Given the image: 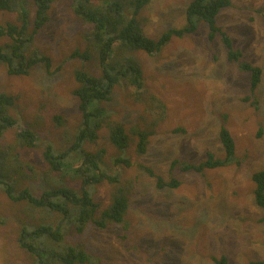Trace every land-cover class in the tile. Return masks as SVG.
Returning a JSON list of instances; mask_svg holds the SVG:
<instances>
[{
    "label": "rangeland",
    "instance_id": "rangeland-1",
    "mask_svg": "<svg viewBox=\"0 0 264 264\" xmlns=\"http://www.w3.org/2000/svg\"><path fill=\"white\" fill-rule=\"evenodd\" d=\"M189 1L150 0L138 15L145 33L157 39L169 28L182 26ZM229 1L218 12L217 25L240 51V60L261 68L258 87L249 92V73L227 59L219 38L207 39L202 22L194 32L172 37L158 51L134 54L147 94L162 101L165 109L163 117L155 120L146 151L138 156L131 144L126 152L133 165L124 174L135 176L136 184L123 224L105 228L89 224L81 233L66 236L83 242L98 264H215L213 258L221 255L227 264L264 260V210L255 202L252 180L254 172L264 171V0ZM49 15L36 44L51 59L50 73L41 65L25 75L8 74L4 65L0 67V91L18 96V111L42 136L37 146L17 149L31 160L36 176L21 172L13 177L19 188L27 186L32 191L51 184L45 178L48 166L43 152L46 144L56 149L67 146L57 117L66 126L78 123L70 91L76 87V69L88 66L81 57L72 56L77 47L85 49L87 27L65 0H54ZM8 21L16 22V13L0 11V24ZM90 70L95 72L97 67L90 66ZM131 91L125 84L116 85L105 106L127 128L147 127L156 112L145 101H137ZM221 126L234 140L232 163L202 172L171 166L173 160L198 163L208 152L223 155ZM106 136L105 130L100 131L99 139L86 148H104L103 160L112 161L117 150ZM11 139L7 132L0 137V146ZM157 175L179 184L159 187ZM107 193L106 184L98 186L94 197L100 207L95 216L109 203ZM53 218L33 211L26 201L10 199L0 189V264H35L34 254L21 245L23 230L33 232Z\"/></svg>",
    "mask_w": 264,
    "mask_h": 264
},
{
    "label": "trees",
    "instance_id": "trees-1",
    "mask_svg": "<svg viewBox=\"0 0 264 264\" xmlns=\"http://www.w3.org/2000/svg\"><path fill=\"white\" fill-rule=\"evenodd\" d=\"M149 1L65 0L72 14L88 29L84 36L85 49L77 47L72 53L73 57L84 59L88 66L76 69V87L70 91V96L76 101L78 123L74 127L66 126L65 120L57 117V125L63 128L59 134H63L61 139L67 146L56 149L52 143L46 144L43 152V161L48 166L45 178L51 182L49 188L32 191L27 186H17L14 175L25 172L36 176L31 160L24 159L17 149L37 146L42 136L35 125L18 111V96L0 91V137L7 132L13 137L8 145L0 146V189L10 199L28 202L33 211L54 217L33 232L23 230L21 245L34 254L35 264H98V259L83 242L77 241V238L69 240L67 234L81 233L89 224L105 228L109 224H123L125 221L129 196L136 184L135 176L124 174V170L133 165L126 152L131 144H134L138 156L146 151L148 138L154 133L155 120L163 117L165 109L162 101L147 94L142 67L139 58L134 55L137 51H158L172 37L192 33L202 22L207 26V39L212 42L219 38L227 59L237 62L242 70L249 73V92L254 93L258 87L261 68L240 60V51L233 48L228 34L217 25L216 16L230 4L229 0H190L185 7L184 24L169 28L157 39L145 33L138 19ZM53 2L0 0V11L16 13V22L0 24V38L4 39L0 42V67L4 65L8 74L25 75L35 65L43 66L50 73L51 59L37 46L36 36L49 21ZM93 65L97 67L95 72L90 70ZM118 84L129 86L137 101H145L150 111L153 109L156 112V119L150 121L147 127L133 125L127 128L124 122L114 119L113 109L105 106ZM102 130L107 132L108 141L117 150L112 161L103 160L104 148L96 151L86 148L99 139ZM219 140L223 155L208 152L206 158L198 163L173 160L171 166H178L183 171L202 172L232 163L235 159L234 140L224 126L220 128ZM143 168L152 174L151 169ZM68 180H71L70 184ZM252 180L255 202L264 210V171L254 172ZM102 184L107 185L109 203L95 216L100 202L94 196ZM178 184L176 179L157 177L159 187H175ZM262 221L264 223V215ZM213 261L215 264H227L224 255L213 258ZM246 264H264V260Z\"/></svg>",
    "mask_w": 264,
    "mask_h": 264
}]
</instances>
